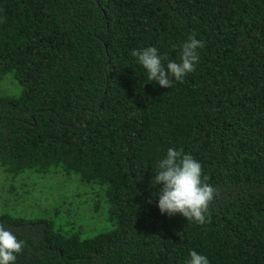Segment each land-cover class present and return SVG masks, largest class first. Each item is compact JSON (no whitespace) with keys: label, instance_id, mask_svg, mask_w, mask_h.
<instances>
[{"label":"trees","instance_id":"trees-1","mask_svg":"<svg viewBox=\"0 0 264 264\" xmlns=\"http://www.w3.org/2000/svg\"><path fill=\"white\" fill-rule=\"evenodd\" d=\"M196 69L148 81L131 50ZM166 67V65H165ZM0 166L61 168L102 190L111 228L65 230L53 218L0 223L24 241L16 264H264V0H0ZM169 147L200 161L215 188L208 223L161 214L154 175Z\"/></svg>","mask_w":264,"mask_h":264},{"label":"clouds","instance_id":"clouds-1","mask_svg":"<svg viewBox=\"0 0 264 264\" xmlns=\"http://www.w3.org/2000/svg\"><path fill=\"white\" fill-rule=\"evenodd\" d=\"M204 47L196 34H190L180 45L179 61L169 60L156 46H145L131 50L136 63L146 70L148 81L171 87L173 81H182L193 72L200 61L199 50ZM166 65V67H165ZM154 180L161 185L157 206L161 214H182L187 220L205 224L210 220L209 204L214 199L215 188L205 181L200 161L183 149L169 147L166 155L158 160ZM24 241L0 223V264H16ZM186 264H210L208 257L191 250Z\"/></svg>","mask_w":264,"mask_h":264},{"label":"rangeland","instance_id":"rangeland-1","mask_svg":"<svg viewBox=\"0 0 264 264\" xmlns=\"http://www.w3.org/2000/svg\"><path fill=\"white\" fill-rule=\"evenodd\" d=\"M19 92L13 73L7 72L0 80V95ZM0 206L14 215L53 218L65 230L85 235L111 228L99 185L61 168L12 175L0 166Z\"/></svg>","mask_w":264,"mask_h":264}]
</instances>
